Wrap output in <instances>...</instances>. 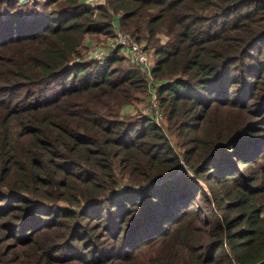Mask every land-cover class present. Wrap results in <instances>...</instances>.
I'll list each match as a JSON object with an SVG mask.
<instances>
[{
    "label": "trees",
    "instance_id": "obj_1",
    "mask_svg": "<svg viewBox=\"0 0 264 264\" xmlns=\"http://www.w3.org/2000/svg\"><path fill=\"white\" fill-rule=\"evenodd\" d=\"M43 4L0 14V264H264V0ZM116 28L149 75L82 56Z\"/></svg>",
    "mask_w": 264,
    "mask_h": 264
},
{
    "label": "rangeland",
    "instance_id": "obj_2",
    "mask_svg": "<svg viewBox=\"0 0 264 264\" xmlns=\"http://www.w3.org/2000/svg\"><path fill=\"white\" fill-rule=\"evenodd\" d=\"M15 1L16 0H0V14H2V15L7 14V9L9 8V6H11L12 11L15 13H18V14L21 13L20 15L23 19L31 20V19H33V16L34 17L36 16L33 14H38V13L42 14L48 10V8L44 7V4H43L45 2V0H21V1H23L22 3H15ZM101 1L102 0H88V2H90L94 5H98L99 3H101ZM34 3H36V6ZM115 18H116V16L114 17V19ZM114 31H115V29H114ZM121 32H122V30H121ZM113 37H114V35L112 37H109V36L106 37L104 35H90V36H88V38L84 41L85 46L81 49L82 56L85 58H90L93 61H96L97 63L101 64L96 59V57H94L93 51H98L100 49L105 50V49L109 48V42L112 41ZM160 38H161V40L166 39V37L163 35H160ZM140 44L143 46V43H140ZM121 51H119L120 54L125 56V54H124L125 52L124 51L121 52ZM108 53L104 56V58L108 55ZM151 56H152V54H150V57ZM104 58H103V61H104ZM127 62H129V61H127ZM152 99L153 98H150L149 96L147 97L145 104L141 108V112H142V109L147 105H148V107H152V106L157 105V98H155L156 100L151 101ZM148 114H150V113H147V115ZM157 121H158L159 125H162L165 127V121L163 119V116L161 118L158 117ZM168 136H169L171 143L175 146L177 151H179V148L177 147V143L179 140H178L176 134L169 133ZM118 177H119V175H118ZM118 179L124 180V178H122V177H120ZM201 185H204V184H201ZM200 203L203 204L202 202H200Z\"/></svg>",
    "mask_w": 264,
    "mask_h": 264
},
{
    "label": "built area",
    "instance_id": "obj_3",
    "mask_svg": "<svg viewBox=\"0 0 264 264\" xmlns=\"http://www.w3.org/2000/svg\"><path fill=\"white\" fill-rule=\"evenodd\" d=\"M115 47H121V49L125 50L126 56L133 62L138 65H140L147 73L149 71L150 67V55L148 54V51L142 47L139 43L135 42L133 37L126 33L121 32L119 29H115L114 31V37L112 38V41L109 42V48L105 50H98L93 51L94 57L102 63L104 56L111 51ZM149 75V73H148ZM149 80H151V77L149 76ZM150 98H153L151 101L156 100L155 93L153 89H149ZM142 113L146 114L150 113L153 114L155 122L158 124L157 118L162 117V113L158 109V104L156 106L148 107L145 106L142 109ZM149 115V114H148ZM159 125V124H158Z\"/></svg>",
    "mask_w": 264,
    "mask_h": 264
},
{
    "label": "crops",
    "instance_id": "obj_4",
    "mask_svg": "<svg viewBox=\"0 0 264 264\" xmlns=\"http://www.w3.org/2000/svg\"><path fill=\"white\" fill-rule=\"evenodd\" d=\"M124 52H125V50H124Z\"/></svg>",
    "mask_w": 264,
    "mask_h": 264
}]
</instances>
